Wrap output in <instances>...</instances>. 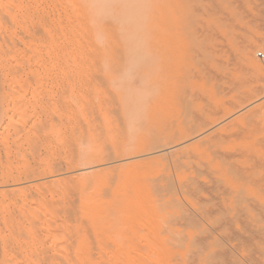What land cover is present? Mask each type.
I'll return each instance as SVG.
<instances>
[{
	"label": "rangeland",
	"instance_id": "1",
	"mask_svg": "<svg viewBox=\"0 0 264 264\" xmlns=\"http://www.w3.org/2000/svg\"><path fill=\"white\" fill-rule=\"evenodd\" d=\"M160 1L161 11L158 13L160 17L158 14V16L152 14L144 15L142 12L138 14V16L140 15L142 18L141 25L139 26L140 28L138 27L137 30L142 40L141 43H132L128 46L127 53L121 55L123 61H121L120 57H117L119 61H117L116 58L108 62L106 65L109 66L111 70L107 72H104L100 68L103 65L105 66V64L97 63L85 65L86 68L90 67V69L87 68V70L85 68L81 73L78 70L79 65L77 63H72L70 61L66 62L62 59V47L59 43L60 39H58L60 33H55L56 30L57 32L60 31L55 24L59 22L58 17H61V14L59 9L55 7L57 9L55 10V8H53L55 5L53 1L48 3V1L44 2V0H41L38 5L40 7H37L38 14L40 13L39 15L43 12L41 17L43 19V24L45 22L43 25L44 28L40 26L38 29V32H42L41 36H38L39 33L35 34L38 26L32 29V37L35 36V38L32 39L41 40L39 43L40 52L38 50L39 54L37 56L35 55L36 53H33L32 48L30 50V47H23L24 45L19 43L16 45V47L18 46L17 48L13 47L14 49H12V46H10V48L12 51L16 49L20 51L23 49L20 52L26 55L24 57L25 60L22 58V61H20L21 57H19L20 59L18 61H20V63H18V61L16 63L15 61L10 63L8 60L9 58L6 56L7 54L3 53V50H5L6 53L8 51L5 49L6 45L5 48L1 45L0 138L2 141L0 140V174L10 171L14 175V181L12 179L7 183V181L4 182L0 179V187L4 185L11 187L14 184V186H16L17 184L26 183L27 181L42 180L38 185L32 184V193L36 194L40 192L39 195L37 194L38 197L31 193L32 204H39L41 201H44V197L47 196V198H45L47 199L45 200L46 202L49 201L47 204H54L55 209H58V205L60 204L58 200L61 198L59 195L62 189L61 186L65 184H63V182L61 186L59 185L60 183L57 184L56 182L63 179L64 176L63 178H56V176L60 173H62V175L70 173L71 175H68L65 182H68V184L72 186L71 180L74 181L73 185L75 184V187H72H74L75 190L76 188L77 190L79 189L83 196L88 198L90 209H96L97 215H95L96 225L89 226L84 224L82 226L83 232H80L79 235L86 238L88 243V239L93 242V245L89 243V246L91 245V249L95 247L93 249L96 252H102L103 250L104 252L106 250L107 253L116 251L118 254L116 252L112 253L116 255V262L118 264H120L117 260L118 256L119 258L121 256L122 259H120L122 264H264V0ZM162 12L164 14L162 15L163 17L161 16ZM43 15H48L47 17L49 18L47 19V17H43ZM53 15L57 16V18ZM160 23H164L165 25L163 26L162 24V29L161 26H159ZM156 26L160 28L157 42L155 40L157 35ZM43 29L48 30V32L43 31ZM22 32L20 29L18 30V34L21 33L18 35L19 37L25 36ZM43 39L45 43L42 42ZM149 39L151 40L149 41ZM146 45L147 48H145ZM49 47L52 48L51 51ZM26 50L29 52L30 58L29 56L27 57L28 52L26 53ZM150 50L153 54L150 53ZM52 51L54 52L53 55H51ZM46 52L47 54L44 55ZM22 53L21 56H23ZM259 53H262L263 57H260ZM150 54H152V56ZM5 58L7 60H5ZM26 59H28L29 62L28 60L26 61ZM29 64H32L30 66L31 70L27 67ZM93 65L97 67L96 71L94 70L95 68L93 69ZM256 65H260V67ZM17 68L23 72L21 73L18 69L20 76L16 73L15 76L17 75L18 77L15 78L13 77L14 75L11 76V74L15 73ZM13 69L15 71H13ZM198 70L199 73H197ZM33 71L35 72V76ZM36 72H38L39 75ZM153 75H159L165 85L169 84L168 86L173 88L175 91L174 102L178 105L175 109L177 112L168 115L166 117L167 119H155L145 125L144 130L146 133H142L144 134L143 138L152 142L153 145L132 153H126L120 150L119 146H121L122 141H117V138H113L111 139L112 143L106 146H100L104 154H111L110 160L112 161L109 160L90 164L76 163L70 167L72 159L71 154L75 147L72 137L69 136L71 133L68 132H71L72 129H77V122H79V120L83 121L85 120L83 118L87 117L86 113H84L86 115L83 114V105L90 104L93 101L96 105L99 104L100 106H103L105 100V103L109 101L117 102L119 96L114 95V89L111 87L113 84H116L120 89L130 87L131 89L139 90L143 85L149 84V80L153 78ZM29 77L31 79L30 81L28 79ZM27 83L28 85L26 86L25 84ZM7 84L8 87L6 86ZM22 84L26 86V90L23 86V88L21 87ZM212 84L217 90L213 88ZM211 86L214 90L211 89ZM7 90L11 92L9 93ZM14 92L17 95L16 97H14ZM261 92H263V94L258 95V93ZM18 95H21L20 97H22V99L18 98ZM16 102H18V104ZM81 102L83 105H81ZM12 105L14 108H18V110H16L20 115L16 113ZM239 106L240 108L235 109V107ZM11 108H13V110ZM96 111L103 117V110ZM15 118H17V121H15ZM77 118L79 120H77ZM24 119L26 120L24 121ZM11 120L12 124H14L13 126H10ZM195 120L197 122H195ZM118 121L121 125L118 124ZM118 121L116 124L122 126L120 119ZM209 121L214 122V124L206 127L205 125H207ZM36 122L39 123L40 127H38L39 125H37ZM53 122H55V125ZM12 127H14V130ZM18 127L24 128L25 130ZM52 127L57 129V132H55L56 134L54 133L55 129ZM189 128H192V130L189 131ZM182 129L187 132L185 133L186 135H190L188 138L182 139V135L180 134V131H183ZM6 131H8L9 134L8 132L6 134ZM26 131L29 137L25 134ZM195 131L199 132L193 134ZM35 134L37 139L39 138L38 142L35 138L36 136L34 137ZM10 135L11 137H9ZM32 135L34 139H32ZM23 138L25 143L22 142ZM29 138L32 140H29ZM65 139L71 142L69 141V143L66 144L67 141ZM32 141L34 145H32ZM12 142L18 145L13 146ZM70 143L73 145L71 144L68 146ZM37 144L40 145L35 147ZM165 144L169 145L164 146ZM109 145L115 148L113 152ZM66 146L70 147L69 149L72 147L71 152ZM17 148L18 150H16ZM169 148L170 150L168 151ZM3 149L6 156L3 154ZM25 149H27V152ZM22 150L24 154L26 153L27 155H25L26 165L24 160L21 159L23 158ZM30 150L33 153H31ZM174 151L177 152L175 153L176 155L173 154ZM215 152H217L216 155H213ZM34 153L36 155H34ZM220 153L224 155L220 156ZM225 153H234V157L232 156V158L230 154L227 155ZM20 154L21 156H19ZM226 155L228 157L230 156V159ZM28 156L29 158H27ZM57 156L59 157L58 159ZM216 157H219V160H217ZM51 158H53V160L55 159V163L59 162V166L62 167L55 164L53 160L51 161ZM129 159L131 160L129 161ZM8 160H10L11 163H9ZM113 161L114 164L112 163ZM28 162H30L31 168L33 166V171ZM116 162L119 164H115ZM7 163H9V165ZM50 163L54 169H60L62 172L60 170L56 171L57 173H55L57 175H55V177L54 175L52 176L54 172L52 173L51 170H48V167L51 166ZM199 163L202 164L201 167ZM107 164L109 166H105ZM22 165L26 166L27 170L26 167L24 168ZM129 166L133 169H130ZM195 166L198 169H196ZM230 167H232V169ZM5 169L8 170L6 171ZM87 169L89 170L87 171ZM126 169H128V171L132 170V175L130 172H127ZM22 170H25V172L29 171L30 173L27 172V175H32L33 178L30 177L27 179V175L25 178V173H22ZM202 172L204 174H202ZM39 174L41 176L43 174L42 179L39 177ZM126 174L129 175L126 176ZM129 176H131V178H129ZM46 178L51 179L47 180ZM128 178L131 180L133 179L130 181L131 183ZM241 178H244L245 181ZM19 179H21L20 182ZM75 181L77 182L75 183ZM125 181H128L127 183H129V185L132 184L136 188L138 187L137 182L140 181L139 187L137 188L138 190L131 185H127ZM132 182H134V184ZM54 184L57 187H55ZM33 185L39 188V192L35 190L36 188ZM142 185L145 187L147 193L149 192V194H147L148 197H146L147 200L145 197H141L140 199L144 188L141 187ZM114 186H116V189ZM12 187L9 189L14 188ZM126 187L128 188L130 196L123 197L122 194L124 192L122 191L125 189L121 192L120 190ZM140 187L142 189L141 192H139ZM105 188L108 189L106 190ZM46 189H48L50 194L46 193ZM129 189H131V191L133 190L135 195L137 194L136 196L133 194V196L135 198L139 197L138 200L132 199V192L129 191ZM135 189L137 190L136 192L134 191ZM28 191L30 193L31 189ZM114 193L118 195H113L112 197L111 194ZM144 194L145 192H143L142 196H144ZM53 195L56 199H54ZM149 195L151 197H149ZM102 196L103 198H101ZM118 196L119 198H117ZM37 198L41 201L37 202ZM148 198L150 200H148ZM142 199L143 203L141 202ZM77 200L79 201V199ZM139 200L141 203H139ZM45 201L42 204H45ZM78 201L76 202L77 206L79 204ZM145 201L151 203L148 204L147 202L146 204L144 203ZM149 206L151 208H149ZM45 207V205L42 206L43 210L40 216L42 221L39 220V223L32 221V225L27 224V226L25 224L22 226L25 231L23 232V228L21 227L19 234H15L16 236L13 235L15 240L11 238L12 236L0 238V250L4 248V252L3 250L0 251V264H13V261L15 264H24L26 260H28L26 263L29 262V264L34 262L35 264L62 263L63 259L59 252L61 248L63 250L64 248L63 245H60L62 236L61 231H59L60 226H58L59 220H61L59 218L62 217L58 214V219L55 221V219L49 215L50 212L45 213V209L48 210V208ZM11 210L15 209L13 208ZM162 210L164 212H162ZM14 212L17 213L18 211L15 210ZM188 216H192L193 218L191 217V219ZM85 219H87L86 215L83 217V220ZM106 219L109 222L106 221ZM143 220L144 225L146 223L145 226L142 223ZM5 221L6 220L3 221V217L2 220L0 218V224L2 226H4ZM188 222L191 223V225L188 224ZM59 225L61 224L59 223ZM30 226H32V236H34L32 239L36 243L32 239L30 241V239L26 238V232ZM54 228L60 233L57 234ZM149 229L152 231H149ZM21 231L25 235V238L21 237L24 236L23 234L21 235ZM142 231H144V233ZM51 232L52 237L50 236ZM149 233L153 235L150 236ZM34 234L37 236V239ZM170 234L172 236H170ZM56 235L57 239H55ZM178 235H183V242ZM105 236L106 238H104ZM7 238L9 240H7ZM76 238L77 236L74 239L76 240ZM10 240L11 242H9ZM13 240L15 243H13ZM58 240H60V242ZM104 240H106V242ZM2 242H5V244ZM21 242H24V244ZM108 242L110 245L107 244ZM3 244L11 246V248L9 247V253L7 252L8 246L3 247ZM15 244L17 247H15ZM179 245H183L182 248H179ZM162 247L163 249H161ZM28 249L31 255L29 253V259L26 258L25 260L23 255L26 256L29 251ZM34 249H36V251ZM20 250H22L23 253H21ZM25 251H27V253H25ZM5 252H7L8 256L6 257L8 258H10L11 255H16L13 252L17 253V257L21 254L20 257H23L24 261L22 260L19 262V260H21L20 257L16 260L15 256L13 257V261L12 257L9 259L12 261L11 263L9 260V263H5L7 260V258L4 257V255H7L4 254ZM54 253H56L55 259L53 257L55 255ZM59 255L62 261L58 258ZM34 256L39 258V263L36 262L37 257L35 260ZM128 257L129 259H127ZM47 258H49V260H47ZM59 259L60 262L58 261L56 263ZM123 259H126L124 260V262L126 261L125 263ZM117 263L114 262V264Z\"/></svg>",
	"mask_w": 264,
	"mask_h": 264
},
{
	"label": "bare ground",
	"instance_id": "2",
	"mask_svg": "<svg viewBox=\"0 0 264 264\" xmlns=\"http://www.w3.org/2000/svg\"><path fill=\"white\" fill-rule=\"evenodd\" d=\"M48 1V3L50 1H53L54 2V7L53 8H57L60 10V14H61V17L59 18L58 17V23L55 24L58 28H59V32H56L55 33H60V36L58 37L59 40V43L61 44V47H62V52H61V55H62V59L64 61H70L72 63H77L79 66V71L82 73L86 66L85 65H88V64H97V63H103L105 64V66L103 65L102 67H100L104 72H107V71H110L111 68L109 66H107L106 64L110 61H113L115 60L117 57H120L121 61H123L121 55L122 54H126L127 53V49H128V46H130L132 43H135V44H138V43H141V38L139 37V34H138V27L141 25V22H142V18L141 16L138 14L140 12H142V14L144 15H157L158 13H160L161 11V1L160 0H44V2ZM203 1V0H202ZM41 2V0H0V46L3 45L4 48H5V45H6V51L3 50L5 54H7V58H9V62L11 63L12 61L15 63L20 59L19 57H21L20 61H22V58L24 59V57L26 55H24V53L18 51V49L12 51L10 46H12V49H14L16 47V45H18L19 43H22L25 47L27 46L28 48L30 47V50L32 48V51L33 53H36L35 55L37 56L40 52V39H32V38H35L32 37V29L36 26H38V28L36 29V32L35 34H38V36H41L42 35V32H38L40 26L44 28V24H43V19L41 17V15L38 14V11H37V7H40L38 6L39 3ZM52 2V3H53ZM43 3V1H42ZM51 5V4H50ZM180 5V4H179ZM213 5V4H212ZM43 6V5H41ZM170 6V5H169ZM214 6V5H213ZM44 7V6H43ZM52 8V7H51ZM55 8V10H57ZM172 8V7H171ZM176 8V7H175ZM40 9V8H39ZM38 9V10H39ZM42 9V8H41ZM48 9V8H47ZM46 9V10H47ZM50 9V8H49ZM43 10V9H42ZM163 10V9H162ZM208 10V9H207ZM41 11V10H40ZM39 11V12H40ZM53 11V10H51ZM196 12V11H194ZM45 13V12H44ZM172 13V12H171ZM46 14V13H45ZM55 14H59V13H55ZM51 15V14H50ZM49 15V16H50ZM159 15V14H158ZM157 15V16H158ZM164 15L163 12L161 14V16ZM48 16V15H47ZM45 15H43V17H47ZM54 16V15H53ZM57 18V16H54ZM160 17V15H159ZM163 17V16H162ZM49 17H47L48 19ZM53 18V17H52ZM156 18V17H155ZM60 19V20H59ZM46 21V20H45ZM50 21V20H49ZM151 21V20H150ZM54 22V20H53ZM153 22V21H152ZM50 23V22H48ZM56 23V21H55ZM52 24V22H51ZM162 24L163 26L164 23H160L159 26H161V29H162ZM50 25V24H49ZM47 26V24H46ZM53 26H54V23H53ZM159 26H156V42L158 40V36H159ZM140 28V27H139ZM23 30L22 34H24L25 36L24 37H19L18 35V30ZM57 29V28H56ZM53 30V29H52ZM150 30V29H149ZM173 30V29H172ZM179 30V29H178ZM43 31H47L48 30H44ZM148 31V30H147ZM45 32V33H47ZM50 32V30H49ZM53 33V32H52ZM49 34V33H48ZM145 34V33H144ZM57 35V34H56ZM161 35V33H160ZM37 36V37H38ZM55 36V35H53ZM51 36V37H53ZM143 36V35H142ZM150 36V35H149ZM176 36V34H175ZM174 36V37H175ZM45 37V35H44ZM163 37V36H162ZM150 38V37H149ZM45 39L47 40V38L45 37ZM147 39V38H146ZM170 39V38H169ZM176 39V38H174ZM173 39V40H174ZM33 40V42H32ZM151 39H149L150 41ZM163 40V39H162ZM168 40V39H167ZM56 41V43H57ZM154 41V40H153ZM166 41V40H165ZM170 41V40H169ZM44 39H43V41ZM167 42V41H166ZM171 42V41H170ZM173 42V41H172ZM49 43V41H48ZM43 44V43H42ZM50 45V44H49ZM173 45V44H172ZM21 46V45H20ZM57 46V45H56ZM134 46V45H133ZM14 47V48H13ZM18 47V46H17ZM16 47V48H17ZM52 47V45H51ZM54 47V45H53ZM145 47V46H144ZM2 49V46L0 47ZM27 48V49H28ZM50 48V47H49ZM147 48V45L146 47ZM0 49V50H1ZM52 48H50V51H51ZM126 49V50H124ZM39 50V52H38ZM48 50V49H47ZM141 50V49H140ZM29 51V49H28ZM26 50V53L28 52ZM57 51V50H56ZM2 52V51H1ZM31 52V51H30ZM38 52V53H37ZM49 52V51H47ZM44 53L45 54H47ZM21 53L23 54V56H21ZM25 53V54H26ZM59 53V52H58ZM150 53L151 50H150ZM41 54V53H40ZM50 54V53H49ZM48 54V55H49ZM54 52L52 51V54L53 55ZM56 54V53H55ZM133 54V53H132ZM144 54V53H143ZM142 54V56H143ZM146 54V53H145ZM153 54V53H152ZM152 54H150L152 56ZM33 55V54H32ZM59 55V54H57ZM59 55V56H61ZM135 55V54H134ZM29 56V52H28V55L27 57ZM47 56V55H46ZM45 56V57H46ZM175 56V55H174ZM199 56V55H198ZM26 57V58H27ZM30 58V56H29ZM33 58V57H32ZM37 58V57H35ZM51 58V57H49ZM48 58V59H49ZM125 58V57H124ZM137 58V57H136ZM140 58V57H139ZM145 58V57H144ZM149 58V56H148ZM157 58V57H156ZM34 59V58H33ZM41 59V58H39ZM158 59V58H157ZM5 60H7L5 58ZM11 60V61H10ZM25 60V59H24ZM28 59H26L27 61ZM58 60V59H57ZM117 61L118 58L116 59ZM152 60V59H151ZM154 60V59H153ZM20 61H18V63H20ZM33 61V60H32ZM36 61V59H35ZM34 61V62H35ZM38 61V60H37ZM116 61V62H117ZM156 61V60H155ZM29 62V60H28ZM26 62V63H28ZM58 62V61H57ZM160 62V61H159ZM36 63V62H35ZM121 63V62H120ZM5 64V63H4ZM22 64V63H21ZM37 64V63H36ZM27 65V64H25ZM32 65V64H31ZM29 64L28 69L31 70ZM15 66V65H14ZM21 66V65H19ZM35 66V64H34ZM76 66V65H75ZM257 67H260V65H256ZM11 67V65H10ZM17 67V66H16ZM38 67V66H37ZM40 67V66H39ZM43 67V66H42ZM200 67V66H199ZM13 68V67H12ZM63 68V67H62ZM61 68V69H62ZM77 68V67H76ZM88 69H90V67H87ZM86 68V69H87ZM95 68V69H94ZM6 69V67H5ZM8 69V68H7ZM18 69L17 68V71L12 75H14L13 77H18L20 76V72L22 73L23 71H20L19 69V73H18ZM55 69V67H54ZM60 69V68H59ZM87 69V70H88ZM93 69L96 71L97 67H94L93 65ZM92 69V70H93ZM3 70V69H2ZM22 70V69H21ZM24 70V69H23ZM41 70V68H40ZM77 70V69H75ZM169 70V69H168ZM9 71V70H8ZM13 71H15L13 69ZM35 71V70H34ZM33 71V74L35 73ZM37 71V70H36ZM156 71V70H155ZM31 72V71H30ZM8 73V72H7ZM11 73H12V70H11ZM18 74V76L15 74ZM26 73V72H25ZM38 74V72H36ZM77 73V72H76ZM155 73V72H154ZM173 73V72H171ZM199 73V70L198 72ZM65 74V73H64ZM159 74V73H157ZM174 74V73H173ZM214 74V73H213ZM39 75V74H38ZM199 75V74H198ZM35 76V74H34ZM86 76V75H85ZM175 76V75H174ZM6 77V75H5ZM28 77V76H27ZM39 77V76H38ZM156 77V78H155ZM194 77V76H193ZM196 77V76H195ZM216 77V76H215ZM221 77V76H220ZM7 78V77H6ZM5 78V80H6ZM70 78V77H69ZM191 78V77H189ZM188 78V79H189ZM197 78V77H196ZM217 78V77H216ZM223 78V77H222ZM21 79V78H20ZM25 79V78H24ZM29 81L31 80L30 77L28 78ZM204 79V78H203ZM152 80V81H151ZM214 80V79H213ZM217 80V79H216ZM28 81V80H27ZM28 81V82H29ZM34 81V80H33ZM149 84H146V85H143L139 90H135V89H131L130 87H127L125 89H120L116 84L112 85V89H114V95H117L119 96L117 102H107L105 103V101L103 102V106H100L99 104L96 105V103L93 101L91 102L90 104H84L83 103L81 105H83V114L86 115L87 117L82 118L85 119L83 121H80L78 118L77 120H79V122H77V129H72L71 132H68V133H71L69 136L72 137L73 141H74V153L72 152L69 153L71 154V163H70V167H72L74 164L76 163H83V164H90V163H95V162H102V161H109L111 159V154H104L102 152V149L100 148V146H106L110 143H112V140L113 138H117V141L118 140H121L122 141V144L120 147V150L122 152H126V153H132V152H135V151H138V150H142L143 148L145 147H149L151 145H153L152 142H150L149 140L147 139H144L143 135L146 133L145 130H144V127L147 123H149L150 121L152 120H155V119H158V120H164L168 115L170 114H174V112L176 113L177 111L175 110L176 107L178 105L175 104L174 102V98H175V91L173 90V88L171 86H168L169 84H164L163 81H162V78L157 75H153V78L149 80ZM199 81V79H198ZM7 82V81H6ZM17 82V81H16ZM18 82H19V78H18ZM17 82V83H18ZM5 83V82H4ZM16 83V84H17ZM24 83V81H23ZM197 83V82H196ZM216 83V82H215ZM31 84V83H29ZM188 84V83H187ZM194 84V82H193ZM198 84V83H197ZM217 84V83H216ZM5 85V84H4ZM10 85H11V82H10ZM19 85V84H18ZM16 85V86H18ZM26 86L28 85L25 84ZM25 85H21V87L23 86L24 89L26 90V86ZM207 85V84H206ZM8 87V84L6 85ZM186 86V85H185ZM195 86V85H194ZM203 86V85H202ZM213 86V84H212ZM212 86H211V89H212ZM22 87V88H23ZM32 87V86H31ZM189 87V85H188ZM215 86H213L214 88ZM10 88V87H9ZM14 88V86H13ZM19 88V87H17ZM39 88V87H37ZM107 88V87H106ZM261 88V87H260ZM264 88V87H263ZM8 89V88H7ZM23 89V90H24ZM216 89V88H214ZM212 89V90H214ZM12 90V89H11ZM19 90V89H17ZM16 90V92H17ZM38 90V89H37ZM181 90V89H180ZM217 90V89H216ZM263 90V89H262ZM9 93L11 92L10 90H7ZM15 91V90H14ZM36 91V90H35ZM201 91V90H200ZM21 92H22V89H21ZM259 92V91H258ZM15 93V92H14ZM189 93V92H188ZM208 93V92H207ZM206 93V94H207ZM18 94V92H17ZM35 94V93H34ZM109 94V93H108ZM187 94V93H186ZM263 94V92L261 93H258V95H261ZM16 97V93L14 94ZM36 95V94H35ZM35 95H34V98H35ZM110 95V94H109ZM21 95H18V98H21L20 97ZM117 96H116V99H117ZM13 97V98H14ZM114 97V96H113ZM196 97V96H195ZM24 98V97H23ZM104 98V97H103ZM191 98V96H190ZM30 99V98H29ZM81 99V98H80ZM115 99V98H114ZM115 99V100H116ZM196 99V98H195ZM200 99V98H199ZM84 100V99H82ZM113 100V101H115ZM56 101V100H55ZM90 101V100H89ZM103 101V100H102ZM184 101V100H183ZM194 101V100H193ZM197 101V100H196ZM22 102V101H21ZM29 102V101H28ZM54 102V101H53ZM84 102V101H83ZM18 104V102H16ZM37 103V102H36ZM56 103V102H55ZM60 103V102H59ZM86 103V101H85ZM101 103V102H100ZM245 103V102H244ZM20 104V103H19ZM26 104V103H25ZM29 104V103H28ZM33 104V103H32ZM43 104V103H42ZM73 104V103H72ZM181 104V103H180ZM182 105V104H181ZM248 105V103H247ZM20 106V105H18ZM29 106V105H28ZM12 107L14 108V106L12 105ZM196 107V106H195ZM13 108H11L13 110ZM40 108V107H39ZM240 108L239 107H235V109H238ZM247 108V107H246ZM16 113H19L17 112L18 108H14ZM17 109V110H16ZM31 109V107H30ZM57 109V108H55ZM96 110H103L104 111V115L103 117H101ZM40 111V109H39ZM46 111V110H45ZM55 111V110H54ZM59 111V110H58ZM61 111V110H60ZM73 111V110H72ZM43 112V111H42ZM80 112V111H79ZM180 112V111H179ZM12 113V112H11ZM15 113V112H14ZM24 113V112H23ZM183 113V112H182ZM55 114H56V111H55ZM82 114V113H81ZM181 114V113H180ZM20 115V113H19ZM18 115V116H19ZM54 115V114H53ZM68 115V114H67ZM72 115V114H71ZM176 115V114H175ZM11 116V115H10ZM14 116V115H13ZM17 116V117H18ZM58 116V115H57ZM186 116V115H185ZM24 117V116H23ZM180 117V116H179ZM14 118V117H13ZM55 118V117H54ZM59 118V116H58ZM17 121V118H15ZM41 119V118H40ZM60 119V118H59ZM120 119V121L122 122V126H118L116 123L117 121ZM167 119V118H166ZM169 119V118H168ZM14 120V119H13ZM19 120V118H18ZM26 119H24L25 121ZM51 120V119H50ZM73 120V119H72ZM34 121V120H33ZM195 122H197L195 120ZM11 125L10 126H13L14 124H12V120H11ZM33 123V122H32ZM37 123V122H36ZM40 123L42 124V122L40 121ZM115 123V124H114ZM222 123V122H221ZM18 124V123H17ZM26 124V123H25ZM47 124V123H46ZM52 124V123H51ZM50 124V125H51ZM53 124L55 125V122H53ZM72 124V123H71ZM75 124V123H73ZM118 124H120V122L118 121ZM204 124V123H203ZM212 124H214V122L212 121H209V123H207V125H205L206 127L208 126H211ZM37 125H39V123H37ZM43 125V124H42ZM121 125V124H120ZM202 125V124H201ZM200 125V126H201ZM19 126V125H18ZM21 126V125H20ZM53 126V125H52ZM25 127V126H24ZM35 127L37 128V126L35 125ZM40 127V125L38 126ZM57 127V126H55ZM62 127V126H61ZM60 127V128H61ZM73 127V126H72ZM71 127V128H72ZM20 128V127H18ZM49 128V127H48ZM54 128V127H52ZM58 128V127H57ZM59 128V129H60ZM187 128V127H185ZM4 129V128H3ZM12 129L14 130V127H12ZM16 129V127H15ZM22 129V128H20ZM24 129V128H23ZM22 129V130H23ZM39 129V128H38ZM41 129V128H40ZM55 129V128H54ZM25 130V129H24ZM52 130V129H51ZM183 131H180V134L182 135V139H185V138H188L189 136L186 135L185 133V130L182 129ZM192 130V128H189V131ZM4 131V130H3ZM28 131V130H27ZM26 131L25 134H27L28 136V132ZM30 131V130H29ZM66 131V130H65ZM70 131V130H69ZM8 131H6V134H7ZM24 132V131H23ZM57 132V129L54 130V133ZM199 131H195L193 132V134H197ZM21 133V131H20ZM33 133V132H32ZM31 133V134H32ZM144 133V134H142ZM3 134V133H2ZM9 134V132H8ZM12 134V133H11ZM14 134V133H13ZM56 134V133H55ZM238 134V133H237ZM4 135V134H3ZM20 135V134H18ZM22 135V134H21ZM234 135V134H233ZM24 136V135H23ZM36 136V134L34 135V137ZM54 136V135H53ZM60 136V135H59ZM76 136V137H75ZM230 136V135H228ZM6 137V136H5ZM8 137V136H7ZM11 137V135L9 136ZM26 137V136H24ZM29 137V136H28ZM40 137V136H39ZM37 139V136L35 137ZM63 138V137H62ZM65 138V137H64ZM215 138V137H213ZM228 138V137H227ZM241 138V137H239ZM18 139V137H17ZM32 139L33 138V135H32ZM31 138H29V140H32ZM66 139H67V136H66ZM65 139V140H66ZM1 140V138H0ZM7 140V139H6ZM39 138L37 139V142H38ZM64 140V141H65ZM71 140V138H70ZM70 140H66V144L69 143ZM102 140V142H101ZM240 140V139H239ZM2 141V140H1ZM8 141V140H7ZM58 141V140H57ZM14 142V141H13ZM12 142V143H13ZM18 142H19V139H18ZM21 142V141H20ZM24 142V138H23V141ZM71 142V141H70ZM241 142V141H240ZM17 143V142H16ZM25 143V142H24ZM32 145H34V142L32 141ZM63 143V141H62ZM228 143V142H227ZM237 143V141H236ZM253 143V142H252ZM64 144V143H63ZM72 143L68 144V146H70ZM202 144V143H201ZM223 144V143H222ZM221 144V145H222ZM2 145V144H1ZM17 146L15 143H13V146ZM38 145L40 144H37L35 147H37ZM73 145V144H72ZM169 144H165L164 146H168ZM254 145V144H253ZM7 146V145H6ZM11 146V145H10ZM42 146V145H41ZM66 146V148H68V150L71 152L72 150V147L71 149H69L70 147ZM252 146V145H251ZM255 146V145H254ZM27 147V146H26ZM40 147V146H39ZM109 147L112 149V152L114 151V147H111L109 145ZM9 148V147H7ZM20 148V147H18ZM18 148L16 150H18ZM153 148V147H152ZM172 148V147H171ZM189 148V147H188ZM191 148V147H190ZM10 149V148H9ZM14 149V148H13ZM39 149V148H38ZM110 149V150H111ZM118 149V148H117ZM174 149V148H173ZM171 149V150H173ZM2 150V149H1ZM11 150V149H10ZM9 150V152H10ZM27 149H25L26 151ZM67 150V149H66ZM104 150V149H103ZM154 150V148H153ZM170 150V148L168 149V151ZM37 151V150H36ZM68 151V152H69ZM106 151V150H105ZM116 151V150H115ZM15 152V151H14ZM23 152V150H22ZM27 152V151H26ZM31 153H33L31 150H30ZM29 152V153H30ZM38 152V151H37ZM36 152V153H37ZM164 152V151H163ZM17 153V152H16ZM30 153V154H31ZM116 153V152H115ZM119 153V152H118ZM174 151V155H176ZM217 152H215V154L213 155H216ZM3 154L5 155L4 153V149H3ZM41 154V153H40ZM52 154V153H51ZM120 154V153H119ZM225 154H230L231 157L233 156L234 157V153L231 154V153H225ZM11 155V153H10ZM18 155V154H17ZM25 155L26 153L24 154L23 152V159L24 160V163L26 165V162H25ZM34 155H36L34 153ZM32 155V156H34ZM56 155V154H55ZM121 155V154H120ZM130 155V154H129ZM224 154L220 153V156H223ZM226 155V156H227ZM6 156V155H5ZM21 156V154L19 155ZM27 156V155H26ZM65 156V155H64ZM192 156V155H191ZM194 156V155H193ZM204 156V154H203ZM225 156V158H226ZM18 157V156H17ZM56 157V156H55ZM118 157V156H117ZM228 157V156H227ZM230 157V156H229ZM228 157V158H229ZM232 157V158H233ZM237 157V156H236ZM1 158V157H0ZM29 158V156L27 157ZM32 158V157H31ZM50 158V156H49ZM59 157L57 156V159ZM217 160H219V157H216ZM16 159V158H15ZM48 159V158H47ZM62 159V158H61ZM132 159V158H131ZM129 159V161L131 160ZM134 159V158H133ZM137 159V158H136ZM181 159V158H180ZM179 159V161H180ZM191 159V158H190ZM189 159V160H190ZM215 159V158H214ZM227 159V158H226ZM230 159V158H229ZM4 160V159H3ZM22 160V161H23ZM32 160V159H31ZM49 160V159H48ZM53 160V158H51V161ZM70 160V159H68ZM188 160V161H189ZM9 163L10 160H8ZM7 161V162H8ZM18 161V160H17ZM44 161V160H43ZM112 161V160H110ZM178 161V162H179ZM214 161V160H213ZM228 161V159H227ZM36 162V161H35ZM34 162V163H35ZM53 162L55 163V159L53 160ZM52 162V163H53ZM66 162V161H65ZM69 162V161H68ZM191 162V161H190ZM9 163H7L9 165ZM23 163V162H22ZM29 163V166H30V162ZM27 163V164H28ZM44 163V162H43ZM59 163V162H58ZM58 163H55L59 166ZM114 164V161L112 162ZM118 162H116L115 164H117ZM180 163V162H179ZM45 164V163H44ZM110 164V163H108ZM105 165V166H109V165ZM119 164V163H118ZM133 164V163H132ZM131 164V165H132ZM141 164V163H140ZM193 164V162H192ZM200 164V167L202 166L201 163ZM35 165V164H34ZM51 166L48 167V170H51V172L54 174H52V176L54 175H57L56 171H59L57 168H53L52 167V164L50 163ZM12 166V165H11ZM24 166V165H22ZM56 166V165H55ZM57 166V167H58ZM149 166V165H148ZM199 166V165H197ZM204 166V165H203ZM214 166V165H213ZM26 166H24L25 168ZM39 167V166H38ZM59 167H62V166H59ZM130 167V166H129ZM133 167V165H132ZM132 167H130V169H133ZM150 167V166H149ZM196 167V166H195ZM199 167V168H200ZM4 168V167H2ZM14 168V167H13ZM23 168V169H24ZM29 168V167H28ZM31 168V166H30ZM36 168V167H35ZM177 168V167H175ZM206 168V167H205ZM232 169V167H230ZM32 171H33V166H32ZM57 169V170H56ZM150 169V168H149ZM196 169H198L196 167ZM202 169V168H200ZM234 169V168H233ZM238 169V168H237ZM6 170V169H5ZM8 170V169H7ZM6 170V171H7ZM15 170V169H14ZM26 170H27V167H26ZM46 170V169H45ZM55 170V171H53ZM70 170V169H69ZM89 169H87L88 171ZM115 170V169H113ZM127 172H130V174L132 175V170L131 171H128V169H126ZM240 170V169H239ZM23 171V170H22ZM43 171V170H42ZM62 172V170H60ZM29 172V171H27ZM27 172H25V170L22 172V173H25V178H26V175H27ZM44 172V171H43ZM42 172V173H43ZM50 172V171H49ZM56 172V173H55ZM205 172V171H204ZM1 173V172H0ZM20 173V171H19ZM30 173V172H29ZM41 173V171H40ZM46 173V172H45ZM60 173V172H58ZM68 173V172H67ZM124 173V172H123ZM126 173V172H125ZM199 173H200V170H199ZM239 173V172H238ZM66 174V173H65ZM62 173L58 174L56 176V178H64L63 179H60L58 182H56L57 184L60 183L59 185L61 186V183L63 182V184H65L64 186H61L62 189H61V192H60V199L58 201H60V204L58 205V209H55V206L54 204H50L49 203L47 204V202L49 201H45L47 199V196L44 197V201L46 202L45 204H42L44 203V201H39V198H37V202L39 201L40 203L37 204H32V194H35V193H32V184L34 185H38L39 182H42V180H36V181H30V182H26V183H22V184H17L16 186L12 185L11 187L14 189H9L11 187H7V186H1L0 187V218L2 220V217H3V221H5L4 223V226H2L0 224V238H6L8 236H12L11 238H14L15 240V237L13 235L15 234H19L20 232V228L22 226H24L25 224H30L32 225V221L34 222H40L42 221L40 218L41 214H42V206L45 205L46 207L45 208H48V210L45 209V213L46 212H50V216H52L55 221L58 219V214L61 215L62 218H59L61 220H59V223L61 225H59L58 223V226H60V230L61 231V242L60 245L62 246L63 245V248L64 250L61 248V253L59 252V254L62 256L60 258V255L58 256V258L61 259L62 263L61 264H114L117 263L116 262V255H114L113 253L115 252H109L107 253L106 250L104 252V250L102 252H96L94 251L93 247L92 249L90 248L91 245H93V242H91L89 239V243L91 244L89 246V243L87 242L86 238H84L82 235H79L80 232L82 233V226L84 224H87V225H91V226H94L96 225V209H90L89 205H88V198L83 196L82 192L79 191V189L76 190L74 189L75 187V184L73 185L74 181H72V187L71 185L68 184V182H65L66 181V178H68V175H71L70 173L65 175ZM202 174H204L202 172ZM240 174V173H239ZM1 177L0 179L3 180L4 182L7 181V183H9V180H12L14 181V175L12 172L8 171V172H4L3 174H0ZM49 175V174H47ZM129 174H126V176H128ZM199 175V174H198ZM234 175V173H233ZM29 174L27 175V179H29L30 177H32V175H30L29 177ZM43 176V174H42ZM42 176L39 174V177L42 179ZM67 176V177H66ZM21 177V176H20ZM237 177V176H236ZM33 178V177H32ZM129 178H131V176H129ZM128 178V179H129ZM134 178V177H133ZM138 178V177H137ZM140 178V177H139ZM47 179V178H46ZM51 178L47 179V180H50ZM107 179V178H106ZM125 179V177H124ZM241 179H244V178H241ZM33 180V179H32ZM69 180V179H68ZM108 180V179H107ZM133 180V179H132ZM131 179H129V182L132 181ZM194 180V179H193ZM1 181V182H3ZM21 181V179H19V182ZM109 181V180H108ZM138 181V180H137ZM142 181V180H140ZM139 181V182H140ZM245 181V179H244ZM77 181H75L76 183ZM114 182V181H113ZM126 182V181H125ZM128 182V181H127ZM126 182V183H127ZM139 182H137V186L139 187ZM49 183V182H48ZM67 183V184H66ZM131 183V182H130ZM134 184V182H132ZM5 184V183H3ZM62 184V185H63ZM107 184V183H106ZM123 184V183H122ZM253 184V183H252ZM33 185V186H34ZM85 185V184H84ZM126 185V184H125ZM127 185H129V183H127ZM131 186H133V188H136L134 185L130 184ZM129 185V186H130ZM183 185V184H182ZM55 186V184H54ZM109 186V185H108ZM113 186V185H112ZM127 186L128 188H131ZM35 187V186H34ZM33 187V188H34ZM57 187V186H55ZM111 187V186H110ZM115 189H116V186H114ZM113 187V188H114ZM124 187V186H123ZM122 188L120 190V192L123 190L122 192H124L122 195L123 197H127V196H130L129 193H128V188ZM137 187V188H138ZM141 187H144L143 185ZM141 187H140V190L139 192H141ZM207 187V186H206ZM212 187H213V184H212ZM36 188V187H35ZM60 188V187H59ZM58 188V190H59ZM132 188V189H133ZM136 188V189H137ZM211 188V187H210ZM216 188V187H215ZM29 189H31L30 193H29ZM39 188H36L35 190L38 191ZM52 189V188H50ZM104 189V188H102ZM106 189V188H105ZM108 189V188H107ZM106 189V190H107ZM120 189V188H119ZM134 190L135 192L138 190ZM188 189V188H187ZM53 190V189H52ZM145 190V191H144ZM36 191V192H37ZM129 191H131V189H129ZM159 191V190H158ZM35 192V191H34ZM39 192V191H38ZM132 194L131 196H133V190L131 191ZM130 192V193H131ZM143 192H145L144 196L143 195ZM155 192V191H154ZM160 192V191H159ZM190 192V190H189ZM32 193V194H31ZM40 193V192H39ZM39 193H36L35 195L37 196V194L39 195ZM46 193L48 194V189H46ZM105 193V192H103ZM102 193V194H103ZM156 193V192H155ZM50 194V193H49ZM147 194H149V192L147 193L145 187L143 188L142 190V195L140 196V199L141 197H145V199L147 200L146 197ZM187 194V193H186ZM209 194V193H208ZM114 196H117L116 193L114 194H111V196L113 197ZM137 195V194H136ZM134 194V196H136ZM155 195V194H154ZM49 196V195H48ZM52 196V194H51ZM92 196V195H91ZM132 197V199H135V200H138V198H135V197ZM35 197V196H33ZM38 197V196H37ZM40 197V196H39ZM54 197V195H53ZM79 199V201L76 199ZM149 197H151L149 195ZM167 197V196H166ZM41 198V197H40ZM43 198V197H42ZM103 198V196L101 197ZM119 198V196L117 197ZM131 198V197H129ZM54 199H56L54 197ZM116 199V197H115ZM121 199V198H120ZM125 199V198H124ZM131 199V200H132ZM210 199V198H209ZM129 200V199H128ZM148 200H150L148 198ZM52 201V200H51ZM79 202L78 206L76 204V202ZM100 201H103V200H100ZM205 201V200H204ZM133 202V201H132ZM141 202L143 203V199L141 200ZM140 200H139V203H141ZM148 201H145L144 203L147 204ZM175 202V201H173ZM208 202V201H207ZM151 203V202H148V204ZM218 203V202H217ZM263 203V202H262ZM145 204V205H146ZM157 204V203H156ZM160 204V203H159ZM134 205V204H133ZM166 205H167V202H166ZM126 206V205H125ZM131 206V205H130ZM168 206H170L168 204ZM167 206V207H168ZM216 206V205H215ZM221 206V205H220ZM122 207V206H121ZM128 207V206H127ZM132 207V206H131ZM143 207V206H142ZM160 207V206H158ZM176 207V206H175ZM15 209L16 211H18L17 213H15L14 211L15 210H11V209ZM110 208V207H109ZM145 208V207H144ZM149 208H151L149 206ZM166 208V206H165ZM171 208V206H170ZM174 208V207H172ZM178 208V207H177ZM176 208V209H177ZM169 209V208H168ZM132 210V209H131ZM164 210V209H163ZM162 210V212H164ZM221 210V209H220ZM182 211V209H181ZM190 211V210H189ZM215 212V211H214ZM251 212V211H250ZM153 213V212H152ZM190 213V212H189ZM192 213V212H191ZM222 213V212H221ZM101 214V213H100ZM161 214V213H160ZM213 214V213H212ZM237 214V213H236ZM263 214V213H261ZM45 215V214H44ZM87 216V219L83 220V217L84 216ZM96 215V216H95ZM121 215V214H120ZM153 215V214H152ZM185 215V214H183ZM188 215V214H187ZM192 215V214H191ZM208 215V214H207ZM243 215V214H242ZM264 215V214H263ZM47 216V215H46ZM45 216V217H46ZM193 216V215H192ZM191 216V217H192ZM253 216V215H252ZM262 216V215H260ZM105 217V216H104ZM165 217V216H164ZM183 217V216H181ZM189 217V216H188ZM189 217V218H191ZM204 217V216H203ZM5 218V219H4ZM108 218V216H107ZM170 218V217H169ZM193 218V217H192ZM191 218V219H192ZM198 218V217H197ZM47 219V218H46ZM40 220V221H39ZM45 220V218H44ZM50 220V218H49ZM102 220V219H101ZM128 220V219H127ZM176 220V219H175ZM197 220V219H196ZM48 221V220H47ZM106 221H108L106 219ZM187 221V220H186ZM191 221V220H190ZM49 222V221H48ZM109 222V221H108ZM128 222V221H126ZM184 222H185V219H184ZM198 222V221H197ZM45 223V222H44ZM132 223V222H131ZM141 223V222H140ZM143 225H144V220H143ZM195 223V222H194ZM42 224V223H41ZM149 224V223H148ZM170 224V223H169ZM188 224L191 225V223L188 222ZM193 224V223H192ZM196 224V223H195ZM194 224V225H195ZM142 225V224H141ZM146 225V223H145ZM144 225V226H145ZM189 225V226H190ZM28 226V225H27ZM39 226V225H38ZM88 226V227H89ZM137 226V225H136ZM140 226V225H139ZM169 226V225H168ZM193 226V225H192ZM42 227V226H41ZM135 227V226H133ZM148 227V226H146ZM185 227H186V224H185ZM23 228V227H22ZM26 228V227H25ZM92 228V227H91ZM181 228V227H180ZM191 229V228H190ZM23 232L25 231L24 228L22 229ZM55 230V228H54ZM140 230V228H139ZM151 229H149L150 231ZM193 230V229H192ZM47 231V230H46ZM56 231V230H55ZM106 231V230H105ZM131 231V230H129ZM152 231V230H151ZM166 231V229H165ZM163 231V232H165ZM22 232V231H21ZM23 232L21 233V235L23 234ZM144 233V231H142ZM146 232V231H145ZM162 232V231H161ZM169 232V231H168ZM56 233H60L58 231H56ZM54 233V234H56ZM128 233V232H127ZM171 233V232H169ZM168 233V234H169ZM174 233V232H173ZM182 233V232H181ZM26 238L31 239L34 237L32 236V226L29 227L28 231L26 232ZM129 234V233H128ZM140 234V233H139ZM151 233H149L150 235ZM176 234V233H175ZM24 235V234H23ZM35 235V234H34ZM41 235V234H40ZM76 240L74 239L76 236ZM89 235V234H88ZM108 235V234H107ZM136 235V233H135ZM144 235V234H143ZM153 235V234H152ZM150 235V236H152ZM16 236V235H15ZM36 236V235H35ZM50 236L52 237V232L50 234ZM75 236V237H74ZM104 236V235H103ZM170 236H172L170 234ZM175 236V235H173ZM180 236V235H178ZM22 238H25V235L24 236H21ZM57 235L55 236V239ZM90 237V236H89ZM100 237V236H99ZM177 237V236H176ZM174 237V238H176ZM182 240L183 238V235L180 236ZM10 238V239H11ZM19 238V236H18ZM17 238V239H18ZM39 238V237H38ZM63 238V240H62ZM106 238V236L104 237ZM152 238V237H151ZM160 238V237H159ZM158 238V239H159ZM178 238V237H177ZM185 238V237H184ZM36 239H37V236H36ZM42 239V238H41ZM47 239V238H46ZM50 239V238H49ZM48 239V240H49ZM53 239V238H52ZM172 239V238H171ZM7 240H9L7 238ZM13 240V243H15ZM23 240V239H22ZM33 240V239H32ZM40 240V239H39ZM60 240H58L60 242ZM179 240V242H180ZM2 241V240H1ZM17 241V240H16ZM34 241V240H33ZM42 241V240H41ZM57 241V240H56ZM106 242V240H104ZM149 241V240H148ZM154 241V240H153ZM161 241V240H160ZM159 241V242H160ZM170 241V240H169ZM184 240H182L183 242ZM11 242V240L9 241ZM20 242V241H19ZM25 242V241H24ZM24 242L22 244H24ZM35 242V241H34ZM34 242H31V243H34ZM150 242V241H149ZM152 242V241H151ZM5 244V242H2ZM18 243V242H17ZM29 243V242H28ZM36 243V242H35ZM45 243V242H44ZM49 243V242H48ZM75 243H76V247H75ZM172 243V241H171ZM170 243V244H171ZM2 245L3 247L4 246H8V253H9V250L11 248L10 245ZM12 244V243H11ZM20 244V245H22ZM50 244V243H49ZM108 245L109 242L107 243ZM112 244V243H111ZM154 244V243H153ZM163 244V243H162ZM16 245V244H15ZM26 245V243H25ZM24 245L25 249H26V246ZM33 245V244H32ZM55 245V244H54ZM101 245V244H100ZM103 245V244H102ZM172 245V244H171ZM96 246V244H95ZM176 246V245H175ZM183 245H179V248L181 247L182 248ZM10 247V248H9ZM17 247V245L15 246ZM13 247V248H15ZM19 247V246H18ZM156 247V246H155ZM173 247V246H172ZM178 247V246H177ZM7 248V247H6ZM5 248V249H6ZM12 248V249H13ZM22 248V247H21ZM20 248V249H21ZM33 248V247H32ZM52 248V247H51ZM105 248V247H104ZM157 248V247H156ZM4 249V248H3ZM2 249V250H3ZM17 249V248H16ZM163 249V247L161 248ZM174 249V248H173ZM0 250V251H2ZM7 250V249H6ZM14 250V249H13ZM18 250V249H17ZM27 250V249H26ZM29 250V249H28ZM36 251V249H34ZM159 250V249H158ZM21 253L22 250H20ZM19 251V252H20ZM39 251V250H38ZM160 251V250H159ZM175 251V250H174ZM4 252V250H3ZM7 252H5L4 254H7ZM19 252H18V255H19ZM40 252V251H39ZM63 252V254H62ZM124 252V250H123ZM15 253L16 255V260L18 257H20V255L17 257V253L16 252H13ZM25 253H27V251H25ZM29 253L31 255V252L30 250L28 251V255L26 254L23 255V257H25V260L26 258L29 259ZM38 253V252H37ZM117 253V252H116ZM158 253V252H157ZM164 253V251H163ZM170 253V252H169ZM172 253V252H171ZM40 254V253H39ZM55 254V255H54ZM53 257L55 259V256H56V253H54ZM118 254V253H117ZM125 254V252H124ZM156 254V253H155ZM167 254H168V251H167ZM202 254V253H201ZM199 254V255H201ZM120 255V254H119ZM123 255V254H122ZM160 255H161V252H160ZM173 255V253H172ZM8 256L7 255H4L5 258H7V260L5 261L8 262V260L12 257V261L14 260L13 255H11L10 258L6 257ZM10 256V255H9ZM28 256V257H27ZM128 256V255H127ZM151 256V255H150ZM23 257L19 260V262H21L23 260ZM37 257V256H36ZM36 257L34 256L35 260H36ZM42 257V256H41ZM168 257V256H167ZM177 257V256H176ZM3 258V257H2ZM121 258V256H120ZM119 258L118 256V261L120 264H122L121 262V259ZM126 258V257H125ZM142 258V256H141ZM154 258V257H153ZM156 258V256H155ZM161 258V257H160ZM38 257H37V261H38ZM60 259L56 261V263L59 261L60 262ZM129 259V257L127 258ZM179 259V257H178ZM34 260V259H33ZM47 260H49V258H47ZM115 260V261H114ZM124 260L126 259H123V262ZM156 260V259H155ZM168 260V259H167ZM175 260V259H174ZM191 260V259H190ZM11 260H9V262L11 263L12 262ZM24 261V260H23ZM28 260L24 261L25 263L27 262ZM41 261V260H40ZM46 261V260H45ZM51 261V260H50ZM130 261V260H129ZM160 261V260H158ZM8 262V263H9ZM34 262V261H33ZM42 263H44L43 261H41ZM40 262V263H41ZM126 262V261H125ZM124 262V263H125ZM131 262V261H130ZM136 262V261H135ZM161 262V261H160ZM166 262V261H165ZM173 262V261H172ZM24 263V264H25ZM4 264V263H3ZM13 264L14 261H13ZM26 264H29L26 263ZM32 264H35L32 263ZM52 264V263H51ZM55 264V263H54ZM58 264V263H57ZM60 264V263H59ZM118 264V263H117ZM127 264V263H126ZM130 264V263H129ZM163 264H166V263H163ZM171 264V263H169Z\"/></svg>",
	"mask_w": 264,
	"mask_h": 264
},
{
	"label": "built area",
	"instance_id": "3",
	"mask_svg": "<svg viewBox=\"0 0 264 264\" xmlns=\"http://www.w3.org/2000/svg\"><path fill=\"white\" fill-rule=\"evenodd\" d=\"M259 56H260V57H263V54H262V53H259Z\"/></svg>",
	"mask_w": 264,
	"mask_h": 264
}]
</instances>
